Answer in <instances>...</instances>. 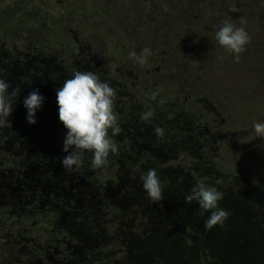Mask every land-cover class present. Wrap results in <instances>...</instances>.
Segmentation results:
<instances>
[{
	"label": "rangeland",
	"instance_id": "rangeland-1",
	"mask_svg": "<svg viewBox=\"0 0 264 264\" xmlns=\"http://www.w3.org/2000/svg\"><path fill=\"white\" fill-rule=\"evenodd\" d=\"M172 1H168V3H171V6ZM191 1V5L198 3L195 2L196 0ZM188 3L189 1H186V4ZM239 3L242 4L240 7ZM251 3L252 6H250ZM174 4L173 1V6ZM206 5H209V8H203L204 14L199 16L200 25L195 28L198 33H201L198 39H187L188 36L181 30L185 21H183L181 16L176 15L174 8H170L166 10L162 24H159L156 20V26L152 28L151 32L141 33L140 36L130 40L127 50L128 54L133 50L137 54H140L139 49L136 47H139L141 43L143 44L142 47H144L146 43L148 47H152V50L164 52V55H162L163 59L160 56L158 60L153 62L154 66L160 65L162 67L160 74L156 75L154 72L150 74L151 82H158L155 83L157 85H150L148 87L147 85L150 83L138 84L136 90L139 93H156V96L158 95L166 101L174 102L173 104L165 102L161 106L163 110L170 113L176 112L175 105L178 107V104L181 106L183 102L185 103L182 109L187 113V116H180L179 119L171 118L170 123L163 127L165 130L164 136L162 138L159 136L154 137L152 134L148 141L153 151L151 153V155L153 154L152 156H155L157 153L161 154L159 150L165 151L167 165L162 166V168L165 172L171 171V174L160 177L164 187V200L157 203L151 202L149 210L145 209L144 205L149 199L146 193L143 192L144 189L142 188L140 176L149 169H153L151 164L124 165L117 173L115 172L116 166L94 169L96 174H98L96 177L103 176L107 179L113 176L116 180V175H119L123 182L122 188H116L115 184H112L113 190L119 194L118 211L121 214V220L117 222L118 227L123 230L136 229L141 231L143 224L149 226L147 230H143V235L134 233L133 235L128 234V237L125 238L126 242L132 245L134 250H138L140 247L142 250H146L149 246L148 242L143 246L139 245L146 238L145 233L150 231V228H153V223H157L158 225L159 221L166 220L167 223L171 224L169 233L171 236L169 238L170 244H168L169 249L167 250L171 256L169 264L185 263L177 259L178 253L184 247H186L187 255L191 254L193 248L202 250V253L211 254V264H255L259 261L260 257H264V251H260V245L263 247L264 233L261 234L262 231L258 232L253 227L251 221L253 213L249 210L251 208L254 209L257 214L259 227L264 228V202L253 187L254 185H252H258L262 189V195L264 196V138L256 136L253 126L256 123L255 121L264 122V110H262L261 106L254 105L251 100L246 105V101L256 94L258 97L264 95V72L261 69L262 64H264L262 62L264 61V10L259 11L255 8L256 4L249 0L231 1L230 5L232 9L229 8L227 14H225V9L227 8L226 2L214 4L208 0ZM238 8L240 9L237 10ZM171 9L173 10L170 11ZM243 10H245L243 18H231ZM232 11L234 12L232 13ZM227 16H231V23L236 27L245 28L251 37L250 43L245 46L246 51L243 52L245 59L242 61V57L240 56L241 62H237L239 65L234 67H231V65L235 64L234 62L236 61L231 62L226 53L227 51L220 48L218 51L216 47L219 43L216 41L215 34L222 27L223 22L229 19ZM58 17L59 15L55 20ZM171 18L173 20H180V22L173 24ZM234 20L240 25H236ZM152 22H155V19ZM56 24L61 23L56 21ZM164 25L165 29L163 33L162 31H156L157 27L161 30ZM63 26V30H69L72 32L71 34H75L82 51H85V47L81 43H85L89 49L93 47L102 57V60H105L109 64L115 62V58L111 54L106 53L107 46L105 45L108 42L110 47H114L116 43L115 37L112 39L107 36L106 40H104L105 35L101 34L97 37H84V35H88L87 32L91 28L83 21H75V19L64 18ZM152 34L154 37H151ZM163 36L165 37L163 38ZM150 37L152 40H150ZM9 41H11L10 38ZM162 41H164L163 44H161ZM259 49L261 50L260 56L262 61L259 54H257V50ZM18 52L23 55V49ZM40 52L44 53L45 51L41 50ZM47 52H51V58L50 56L46 57L47 60L50 59L47 61V65L49 66L46 68H49L51 65L54 66L55 62L57 68L64 65L63 62L61 65L58 63V59L62 55H58L57 57L55 49H48ZM0 54L6 55L10 59V62L17 58L13 63L6 65L3 62L6 57L0 55V75L10 81L13 88L20 87L22 89L18 100V102H21V106L12 115L13 117L15 116L12 121L16 134H8L3 140L2 147L9 149V158L16 163L18 166L17 170L22 174H26L27 168L34 163L58 166L60 159L64 155L58 154L55 150L48 148L56 144L58 137L51 133L44 135L36 133V124H31L35 130H30L28 126L30 124L25 119L26 109L22 104L23 98L29 92L39 89L40 93L45 97L44 104L49 105L52 101L51 86L54 84L53 75L51 73H43L38 78L36 72L40 73L41 67L37 63V55L38 57L42 56L38 53L29 58L28 70L26 68L25 70L23 69L22 57H17L8 47H0ZM249 56H251L250 59ZM128 58L132 62L135 61L130 56ZM183 58L185 61H182ZM221 58L227 61L221 60ZM135 65L140 66L137 62ZM180 68H182L181 71H186V73H181V77L175 76L180 71ZM137 69L140 70L139 67ZM248 69L250 70V74H248L249 81L242 82L240 76H243ZM212 74L213 77L211 79L214 78L220 83L209 85L200 81L205 79V75ZM159 76H163L164 81ZM165 81H168V83ZM181 81L185 82L180 83ZM246 86L247 89L244 90L243 88H246ZM208 87H210L211 91H209ZM229 93L231 98L222 106L221 112L218 108L219 96L225 97ZM213 103H215L220 115L216 114L215 107L212 108ZM245 106L249 108L248 112L245 111ZM211 109L213 110L211 111ZM42 112L45 114L43 110ZM254 113H257L258 118L252 117ZM39 117L40 115L37 112L36 119L39 120ZM202 121L212 125V127H203ZM214 131L217 133L219 131L218 136L222 135L219 138L221 141L215 146L214 156L207 158V162L210 164L204 163L203 174L198 176L197 174L199 173L196 171L193 173V170L187 164V160L183 157L186 153L183 151L192 148L197 149L206 140L205 149L211 152L212 146L207 141H212L211 139L210 141L207 139L215 136ZM17 137H20L23 142L19 146L13 147L12 141H15ZM41 138H43V142ZM41 153L46 154L45 159ZM4 154L5 152L0 149V157H3ZM128 154L136 157L135 152ZM198 155L201 156L199 149ZM182 158L183 161L181 162ZM166 162L164 161L161 165H164ZM84 163L90 165L87 155L85 156ZM247 164H251V167L249 168ZM210 168L216 169L218 173L213 174L206 180L204 179L207 175L206 171ZM238 169L245 171V175H240L242 177H239L238 180H242L246 184H238L234 176L229 175L230 173L236 175L235 172H238ZM249 169L260 178L254 180L248 174L250 172ZM207 181H212L210 184L213 185H210ZM247 181L251 185H248ZM198 182H204L223 192L225 195L219 202V206L227 210L230 215L238 214L233 217L234 224L232 222L226 224L225 221L224 227L227 226L228 228L225 234L219 232L217 226L215 232L212 234L215 242L212 240L213 243L211 244L202 241V237H192L190 230L189 232L185 230L182 235H180V232L177 235L176 231L184 228L182 223L193 224L201 235H204L207 231L205 228L206 220L199 216L201 210L198 204L195 201L187 203L185 200L192 187ZM137 183H140V186L137 187ZM112 200H115V198ZM136 200H142V202L135 204ZM109 204L107 208L111 207ZM245 208L248 210L244 211ZM104 211H107V209H104ZM190 212L198 219L197 222L188 221ZM128 213L130 215L124 217ZM224 227H220V229ZM108 230L109 227L107 228ZM217 232L219 234L215 235ZM177 251L179 252L177 253ZM1 260L2 258L0 257ZM135 264L151 263L143 262L139 257H136ZM158 264H166V262L162 260Z\"/></svg>",
	"mask_w": 264,
	"mask_h": 264
},
{
	"label": "flooded vegetation",
	"instance_id": "flooded-vegetation-1",
	"mask_svg": "<svg viewBox=\"0 0 264 264\" xmlns=\"http://www.w3.org/2000/svg\"><path fill=\"white\" fill-rule=\"evenodd\" d=\"M173 1L176 2V0ZM186 1L192 3L191 0ZM231 1L234 0H222L226 2L227 7L231 6ZM241 5L239 3V6ZM3 6H5L4 2ZM74 42L79 44L72 47L77 49L76 52L69 54L67 50H59L61 52L59 54L56 51L57 57L62 55L58 63L61 65L63 62L64 65L57 68L55 62L54 66L49 67L50 70L42 67L40 73L49 71L53 76L58 73L56 78L58 80L60 79L59 73L60 76H66L76 70H90L98 73L101 79L110 81L111 85L117 89L115 112L122 132L114 137L119 152L118 155L109 157L111 161L109 166H116V173L124 165L151 164L154 169L166 166L165 151L159 150L161 154L157 153L152 156L153 151L148 141L150 135L157 136L154 132L156 127L167 126L171 118L179 119L180 116H187L182 109L185 103L183 102L181 106L178 104V107L175 105L176 112L170 113L163 110L161 106L165 102L172 104L174 102L166 101L158 95L153 97V94L147 92L139 93L136 90L138 84L141 83H150L148 87L157 85L155 83L158 82H151L150 74L151 72L156 75L160 74L162 67L154 66L153 62L164 55V52L154 53L151 49L147 63L140 66L135 65L136 62L128 58L129 44L125 46L122 37L119 36L116 39L117 50L112 53L106 49V53L115 58V62L109 64L102 60L93 47L89 49L85 43H81L85 47V51H82L80 43L77 40ZM11 52L17 57L25 55V50H23V55L17 50H11ZM38 54L41 52L38 51ZM0 55L6 57L3 62L10 61L6 55ZM27 61L23 63L26 69L28 68ZM182 61L185 59L183 58ZM138 67L140 70L137 69ZM181 69L175 76L181 77V73H186ZM159 78L164 81L163 76ZM165 82L168 83V81ZM54 85L57 90L63 83L58 81ZM149 108L154 111V116L150 122H146L141 119V116ZM212 108H214L213 105ZM51 113L58 118V109L52 110ZM202 124L206 128L212 127L204 121ZM55 129L53 125L54 132ZM59 132L66 133L63 125ZM134 152L136 157L128 154ZM86 155L89 162L91 154ZM164 161L166 163L161 165ZM88 174L96 175L95 169L89 168ZM97 178L100 185L98 183L92 185L89 179L73 180L71 183L69 179L60 175L56 180L58 184L55 188L44 191H38L36 186L29 185L20 177L10 178L8 184H0V187L5 188L3 191L0 190V210L8 209L2 211L0 215V257L2 258L0 264H122L124 253L131 251L125 248L121 241L117 244L113 243L110 240L113 230L107 231L108 227L116 230L120 228L117 222L121 220V216L117 220V216L113 217V214H109L103 221L105 223H99L94 216L97 211L102 212L103 215L106 214L98 205L108 207L110 203L111 207L118 209L119 194L113 191L112 184H115L116 188H122L123 182L119 175H116V180L113 176L107 179L103 176ZM106 189L110 190L106 191ZM113 198L115 200H112ZM94 212L95 214L92 215ZM91 217L92 223H90ZM126 236L128 235L124 234V237ZM105 238L109 242L104 240ZM135 251L138 252L136 249ZM138 253L142 255V252ZM136 257L138 256L134 255V258Z\"/></svg>",
	"mask_w": 264,
	"mask_h": 264
},
{
	"label": "trees",
	"instance_id": "trees-1",
	"mask_svg": "<svg viewBox=\"0 0 264 264\" xmlns=\"http://www.w3.org/2000/svg\"><path fill=\"white\" fill-rule=\"evenodd\" d=\"M168 1L169 0H159L156 2L154 0H0V47H8L10 50H17V51L22 49L25 50L24 52L25 55H23V57L21 58L23 63L26 62L30 57L37 55L38 51L43 50L45 52L44 53L41 52V54H39L42 55L41 57H38L37 55V63L41 68L45 67V69L50 70L49 68H46L47 66H49L47 65V61L50 60V59L47 60L46 57L50 56L51 58V52H47L48 49L49 50L55 49L56 51H58L59 54H61L59 50H67L69 51V54L76 52L75 50H77L76 48H72L74 45L78 44L77 42L73 43V41L76 40L75 34H71L72 32H70L69 30L68 31L63 30L64 18L75 19V21L77 20L83 21L88 27H90L91 30L88 31L87 32L88 35L87 36L84 35V37H91V36L97 37L98 35L101 34V35H105L104 40H106L107 36L112 39L114 37L115 39H117V37L121 36L123 40V44L127 46L132 38L140 36L141 33L145 34L151 32L152 28L156 26V20L158 21L159 24H162L164 22V16L166 15V10L170 8H174L176 15L181 16L183 21H185L184 26L181 30L183 33H186V35L188 36L187 39H193V38L198 39L201 33H198L195 30V28L200 25L199 16L204 14L203 8H209V5L208 6L206 5L208 0H196L195 2L198 3H195V5H191V2L186 4V0H176L174 6H173V1H172V6L171 3H168ZM249 1L256 4L255 8L258 9L259 11L264 10V0H254V1L249 0ZM3 2L5 6H3ZM209 2L214 4L222 3L221 0H209ZM250 6H252V3L250 4ZM229 8L232 9L231 6L230 7L228 6L225 9V14L229 12ZM239 9L240 8H238L237 10ZM172 10L173 9H171L170 11ZM220 12L222 13V11ZM233 12L234 11H232V13ZM58 15L59 17L55 20V18ZM244 16H245V10L240 11V13L236 14L234 17L231 16H227V17L229 18L228 19L229 22H231L232 19H230V17L243 18ZM153 19H155V22H152ZM56 21L61 24H56ZM172 22L173 24H177V22H180V20L172 19ZM234 22L236 23V25H240L235 20ZM175 27H177V25H175ZM164 29H165V25L161 28V30L157 27L156 31L158 32L162 31L163 33ZM151 37H154L153 34ZM151 37L150 40H152ZM164 37L165 36H163V38ZM9 38L11 39V41H9ZM105 45L107 46L106 49H108V51L109 52L111 51L112 53H114L118 48V45L116 43L114 47H110L108 42H106ZM142 46L143 44L141 43L139 44V47L136 48H138L140 52L142 49L146 47L150 48L146 43L144 47ZM216 47L218 51L219 48L224 49L220 44H218ZM153 51L154 53L159 52L155 49H153ZM226 53L228 54L231 62H234L233 56H231L228 52ZM257 54H259L260 56L261 54L260 49L257 50ZM241 57L243 61V59H245V55L242 53ZM250 57L251 56H249V59ZM15 60H12L11 62L5 61L4 63L9 65L10 63H13ZM221 60L227 61L224 58H222ZM260 60L262 61L261 56H260ZM239 62H241V60H239ZM234 63L235 64H232L231 67L239 65L237 62ZM23 69L25 70L24 67ZM261 69L264 72V64H262ZM80 71H84V70H80ZM46 73H51V72L48 71ZM36 74L38 78H40L41 73L36 72ZM248 74H250L249 69L243 76L242 75L240 76V80L242 82L249 81ZM57 76L58 73H55L53 76V83H57L58 81H62V83H64L66 79L71 78L72 73H69L66 76H60L59 73L60 79L56 80ZM211 77H213V74L205 75V79L200 81H202V83H207L209 85H212V83H220L214 78L211 79ZM208 88L209 91H211L210 87ZM243 89L246 90L247 86L246 88ZM51 96H52L51 103L49 105L43 104L42 108L38 111L40 117L39 120H37V123H35L37 129L36 130L33 129L31 124L28 126L30 130L32 131L35 130L36 133L41 135L48 133H51L52 135L55 134L58 137L56 140V144L54 146H49L48 148L55 150L58 154L65 155V153H63L61 149L66 133L59 132L63 124L55 114L51 113L52 110L56 111V109H58L56 103V86L54 84L51 86ZM230 98H231L230 93L227 94L225 97L219 96L218 108L220 109L221 112H222L221 110L222 106H224L230 100ZM263 99H264V95H260V97H258V95L256 94L255 96H251V99L246 101V105H248V103H250L248 101L251 100V102L254 105L258 107L261 106L262 110H264ZM212 105L216 109L215 103H213ZM20 106H21V102H17V105H15L14 112L17 111L20 108ZM42 110L45 112V114L42 112ZM248 110L249 108L245 106V111L248 112ZM216 114L220 115L217 109H216ZM256 114L257 113H254L252 117L258 118ZM14 117L13 116L10 117L11 121L14 120ZM53 125H55L56 127L55 129L56 133L52 130ZM15 132L16 129L13 121L10 126L0 129V143H1L0 149L5 152L4 156L0 157V184H8V180L10 178L20 177L22 178V180H25V182L28 183L29 185L36 186L38 191L40 190L44 191L47 189L52 190L53 188H55V185L58 184V182H56L58 178L57 176L62 175V177H64L65 179H69L71 183L73 182V180L89 179L92 185L94 184L97 185V183L100 185V181L96 177L98 174L89 175L88 169L93 167L85 163L81 168L75 169L70 173L67 172L61 166V164H59L58 166H52L49 164L34 163L32 164V166L27 168L26 174H22L17 170L18 166L16 165V163L11 161V159L9 158L10 157V154H8L9 149H5L2 147V143H4L3 140L6 138V136L8 134L10 135L16 134ZM217 134L219 135V131L218 133L217 132L214 133L215 136L207 139L209 141L211 139L212 141V142L207 141V143L211 144L212 146L211 152L205 149L206 140L203 141L201 143V147L197 149L192 148L190 150L183 151L186 153V155H183V157H185V159L187 160V164L189 165L191 170H193V173H195V171L199 173L197 174L198 176L203 174L204 163H208L207 162L208 157L214 156L215 146L218 144V142L221 141L219 140V138H221L222 135L220 134V136H218ZM41 141L43 142V138H41ZM22 142L23 140H21L20 137H17L15 141H12V146L17 147ZM198 149L200 151L201 156L198 155ZM41 155L44 159L46 158L45 153H41ZM182 161L183 158L181 159V162ZM247 166L250 168L251 164H247ZM155 169L159 177L164 176L166 174H171V171L165 172L162 166L156 167ZM56 171H59V173H56ZM237 171L238 172H235L236 175H234L233 173H230L229 175L234 176L235 181H237L238 184H246L242 180H238L239 177H242L240 175H245V171L242 169H238ZM217 173L218 171L216 169L210 168L206 171L207 175L205 176L204 179L208 180L213 174H217ZM248 174H250L254 180L260 178L256 173L252 171L248 172ZM207 182L210 184V182L212 181H207ZM247 184L251 185L248 181ZM252 185H254L253 187L256 189L257 193L264 202V196L262 195V191H261L262 189H260L258 185L255 184ZM121 186L123 187V185ZM136 186L138 187L140 186V184L137 183ZM4 189L5 188L0 187L1 191H3ZM109 190L110 189H106V191ZM143 192L145 191L143 190ZM141 202L142 200H136L135 204H139ZM150 203H151L150 200L146 202V204L144 205L145 209L149 210ZM98 206H101L100 209H102L103 212H106V214L103 215L102 212L97 211L96 216L94 217L97 219L99 223L105 221L107 219V215L109 214H113L114 215L113 217L117 216V220H119L121 214L119 213L117 208L115 207L107 208L102 205H98ZM104 209H107V211H104ZM7 210L8 209L0 210V215L2 211H7ZM245 210L248 209L245 208L244 211ZM249 211L253 213V215L251 216L253 227L258 232L262 231L261 234L264 233V228H261L258 225L257 214L254 211V209L251 208ZM94 214L95 212L92 215ZM128 215H130V213L125 214L124 217ZM237 215L238 214L229 215L228 219L226 220V224L228 222H232V224H234L233 217ZM199 216L204 220L208 219L207 214L202 216L199 213ZM92 217L90 218V223H92L91 220ZM188 221L197 222L198 219L190 212L188 215ZM158 223H159L158 225L157 223H153V228H150V231H147L145 233L146 238H144L141 241V244L138 243L141 246L145 245L147 242L149 243V246L146 250H142L141 247L138 249V252H142V255H139V253L134 250L132 245L128 244V242L124 240L125 238L128 237V236L124 237V234L133 235L134 233H138L140 235H143L144 233L143 230H147L149 226L143 224L141 231H138L136 229L123 230L122 228L116 230L113 227H109V229L113 230L111 234L112 237L110 240L113 241V243L115 244L119 243L120 241L123 242V246L131 251L130 253H124V258H122L123 259L122 264H135L134 255L138 256L141 260H143V262L145 261V262H150L151 264H158L161 263L162 260H164L166 264H169L171 256L167 250L169 249L168 244H170L169 238L171 236L169 233L171 230L170 229L171 224L167 223L166 220L159 221ZM113 224H115V222H113ZM182 225L184 226V228L179 231L176 230L177 235L178 232H180V235H182V233L185 232V230L188 232L190 230L192 232V237L194 238L202 237L203 238L202 241L206 242L207 244H211L215 242V239L212 237V234L215 232L218 225L214 226L211 230H207L204 235L199 234L193 224L182 223ZM227 229H228L227 226L224 227L223 229H220V226H218L219 232L223 234L226 233ZM219 232L215 233V235L219 234ZM104 240L108 241L107 238H105ZM261 250L264 251V242H263V247L260 245V251ZM178 252L179 251H177V253ZM177 259L181 260L182 262H185L184 264H208V263L211 264L212 256L209 253H202V250L198 248H193L191 250V254L187 255L186 247H184L182 248L181 252L178 253ZM255 264H264V257H260L259 261L256 262Z\"/></svg>",
	"mask_w": 264,
	"mask_h": 264
},
{
	"label": "clouds",
	"instance_id": "clouds-1",
	"mask_svg": "<svg viewBox=\"0 0 264 264\" xmlns=\"http://www.w3.org/2000/svg\"><path fill=\"white\" fill-rule=\"evenodd\" d=\"M218 43L239 62L241 54L246 51V45L251 37L243 27H236L229 20L223 22L216 32ZM151 49L144 48L140 54L136 51L129 53L131 59L140 65L147 63ZM222 59V58H221ZM22 89L13 88L11 82L0 75V129L10 126V117L15 110ZM156 93H153L155 97ZM118 92L110 81L101 79V76L90 70H76L70 79H66L56 90L58 118L66 129L61 151L65 153L60 159L61 166L72 172L81 168L86 154L90 153V166L96 169L107 168L111 161L110 156L118 155L119 148L114 137L122 132L117 120L115 108ZM45 97L39 89H34L23 98L22 104L26 109L25 119L29 124L37 123L36 114L42 108ZM154 111L149 108L144 111L141 119L150 122ZM254 131L257 137L264 138V122H256ZM154 132L163 137L165 130L156 127ZM142 188L147 198L153 202L164 200V187L157 175L156 169H149L140 176ZM224 193L204 182H198L185 197L187 203L195 201L200 215H208L205 228L211 230L214 226L224 227L230 213L219 206Z\"/></svg>",
	"mask_w": 264,
	"mask_h": 264
}]
</instances>
